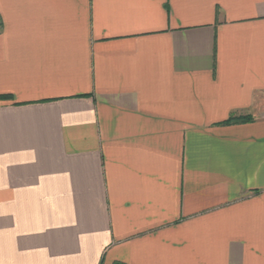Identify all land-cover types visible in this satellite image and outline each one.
Returning <instances> with one entry per match:
<instances>
[{
    "label": "crops",
    "instance_id": "0c3cea01",
    "mask_svg": "<svg viewBox=\"0 0 264 264\" xmlns=\"http://www.w3.org/2000/svg\"><path fill=\"white\" fill-rule=\"evenodd\" d=\"M0 96V264H264V0H0Z\"/></svg>",
    "mask_w": 264,
    "mask_h": 264
},
{
    "label": "trees",
    "instance_id": "16d2710c",
    "mask_svg": "<svg viewBox=\"0 0 264 264\" xmlns=\"http://www.w3.org/2000/svg\"><path fill=\"white\" fill-rule=\"evenodd\" d=\"M1 98H4L5 96H0ZM245 118H241V117H235V116H231L226 123H233L236 121H244ZM113 264H123L121 262H114Z\"/></svg>",
    "mask_w": 264,
    "mask_h": 264
}]
</instances>
